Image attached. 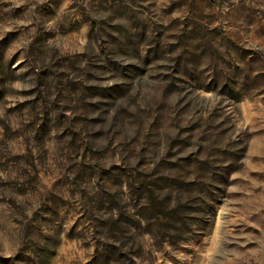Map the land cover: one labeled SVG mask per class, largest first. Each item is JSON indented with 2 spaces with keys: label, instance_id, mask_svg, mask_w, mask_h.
<instances>
[{
  "label": "rangeland",
  "instance_id": "1",
  "mask_svg": "<svg viewBox=\"0 0 264 264\" xmlns=\"http://www.w3.org/2000/svg\"><path fill=\"white\" fill-rule=\"evenodd\" d=\"M0 264H264V0H0Z\"/></svg>",
  "mask_w": 264,
  "mask_h": 264
}]
</instances>
